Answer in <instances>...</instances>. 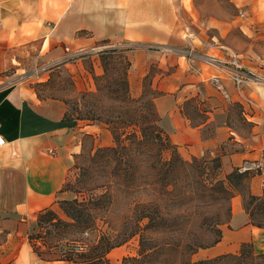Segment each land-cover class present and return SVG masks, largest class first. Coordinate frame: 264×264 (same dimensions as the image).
Listing matches in <instances>:
<instances>
[{
	"label": "crops",
	"instance_id": "1",
	"mask_svg": "<svg viewBox=\"0 0 264 264\" xmlns=\"http://www.w3.org/2000/svg\"><path fill=\"white\" fill-rule=\"evenodd\" d=\"M183 1L0 0V264H67L62 241L36 237L37 218L46 211L61 218L58 202L72 158L83 139L100 131L97 122L65 120L63 100L40 95L39 77L22 75L21 55L30 44L41 69L59 62L86 93L102 74L98 57L68 59L102 45H131L128 93L139 96L149 75L156 125L179 158H216L222 177L246 171L245 196L264 201V87L236 88L218 68L184 55L192 46L177 15ZM239 1L232 5L245 15ZM253 5L250 24L263 30L264 0ZM228 206L220 240L197 250L194 260L235 254L245 243L264 256V228L250 222L243 195L235 192Z\"/></svg>",
	"mask_w": 264,
	"mask_h": 264
},
{
	"label": "rangeland",
	"instance_id": "2",
	"mask_svg": "<svg viewBox=\"0 0 264 264\" xmlns=\"http://www.w3.org/2000/svg\"><path fill=\"white\" fill-rule=\"evenodd\" d=\"M235 0H185L183 6L177 8L181 30L190 47L185 50L192 53H205V56H213L218 52L209 47H223L236 56L242 71L246 75L244 84L253 83L264 87V29L252 27L255 17L254 3L257 0H240L244 4V19L236 18L237 12L232 5ZM248 23L250 26H243ZM30 48L21 55L25 69L23 76H33L32 81H38L37 90L44 97L62 99L65 105L66 117L69 120L85 116L87 111L93 116H98L102 125L100 131L87 139H83L81 148L72 158L67 178L61 191L58 208L60 216L54 215L55 220L47 214H42L38 224V238H46L50 243L62 241L66 249V257L79 261L85 256H77L68 251V247L80 239L82 233H87L88 253L96 252L98 246L107 249L105 258L109 264H121L124 258H134L138 253L139 235L144 234L152 237L156 242L162 239L180 240V245L190 244L196 238L199 243H210L214 238V228L224 224L229 215V201L227 195L217 192L215 187L207 190L200 187L189 177L182 182H170L172 187L168 188L170 193L165 195L158 186H151L153 179L149 164L156 159V146L129 147L125 151L118 150L116 154L99 151L105 147H113L111 124L102 123L105 119L113 121L116 114L112 111L116 105L124 106L118 102L115 96L121 97L120 83L127 71L128 53L120 46L102 45L99 48L88 49L77 53L71 60L90 59L91 56L98 57L101 71L104 76L101 80L92 78V83L100 89L94 96H85L86 92L77 91L78 81L67 69L54 63L47 68L41 69V64L32 57L34 50ZM209 46V47H208ZM32 49V50H31ZM103 49H115L117 52L110 55L109 59L99 58V51ZM219 57V56H218ZM33 58V59H30ZM60 66V67H59ZM58 67V68H57ZM51 70V72H47ZM34 71L37 75H34ZM44 72V73H43ZM39 74V75H38ZM41 76V77H40ZM148 76L141 83L139 90V102L127 105L124 109L128 112L122 113L121 118L139 116L146 112L145 103L149 100L147 90ZM43 79V81H42ZM101 87L103 88L101 90ZM113 90H118L113 94ZM94 91V90H93ZM95 97V98H93ZM134 109H138L133 113ZM234 115L238 118L237 110ZM95 123V122H92ZM128 126V127H127ZM125 132L130 133L136 128L127 125ZM110 145L104 146L109 138ZM100 144V148L95 146ZM167 158V153L162 154ZM197 164L205 167L217 166L214 172L216 178H222L219 171V162L216 158H195ZM216 159L211 165L210 161ZM190 161V160H189ZM207 173L204 171L203 174ZM204 176V175H203ZM214 182H211L213 185ZM174 184V185H173ZM243 195V207L247 208L249 219L252 224L264 227V208L261 201L250 202L245 197V187L238 189ZM170 198L174 203L169 204L171 222L177 225L181 232L170 233H147L143 231L145 220H138L140 207L148 206L149 203L158 199ZM65 203L69 204L64 205ZM65 209L74 219L68 218ZM161 212V211H160ZM51 220V221H47ZM213 228V229H212ZM70 253V254H69ZM191 262H196L192 256Z\"/></svg>",
	"mask_w": 264,
	"mask_h": 264
},
{
	"label": "trees",
	"instance_id": "3",
	"mask_svg": "<svg viewBox=\"0 0 264 264\" xmlns=\"http://www.w3.org/2000/svg\"><path fill=\"white\" fill-rule=\"evenodd\" d=\"M127 51V50H125ZM117 52L115 49H103L99 51V58L109 59L110 55ZM128 62L126 63L125 71L128 69ZM104 70L102 71L101 76L94 78L95 80H101V77L104 76ZM127 74V73H126ZM120 91H122L121 97L115 96V99L118 102L124 104V106L116 105L112 111L116 114L113 117V121L105 119L102 123L111 124V132L114 146L105 147L99 151L109 152L116 154V151L119 150L125 151L129 147H142V146H156V159L149 164V170L152 172L153 179L151 181V186H158L162 193L165 195L170 193L168 188L172 187L170 182L176 184V182H182L184 179L189 177V171L192 172V179L200 187V189L207 190L209 187H215L217 192L227 195V200L232 197V195L237 192L238 189H241L245 186V179L247 178L246 171H241L240 169H234L228 175L223 176L221 179L216 178L217 174H208L211 170L215 171L217 166L205 167L201 164H197L196 159H191L190 161H183L177 155L175 148L171 146L165 135L159 130L156 125L155 114L152 109L151 98L152 95L149 92V100L145 103L147 109L144 115L139 116L138 119L134 117H127L122 119V113L128 112V109H124L127 105L137 104L139 98H132L128 93V86L126 76H124L122 82L120 83ZM103 88L101 87V90ZM100 89L96 88L93 92H87L82 94L85 96H94L99 92ZM118 90H113V94H117ZM95 98V97H93ZM127 104V105H126ZM138 109H134V112H137ZM67 120L66 113L64 116ZM74 120L85 121V122H97L101 123V120L98 116H93L90 111L85 113V116L79 117ZM136 124H139V127L136 128ZM129 126L136 128L137 130H131L130 133H126L125 129ZM127 126V127H126ZM167 153V158H163L162 154ZM216 159L210 161L213 165ZM204 171L207 173L203 174ZM204 175V176H203ZM211 182H214L213 185ZM173 184V185H174ZM250 202L252 201H261L264 208V201L257 197L245 196ZM172 199L164 198L158 199L155 202H151L148 206L140 207L138 220H145L146 223L143 226V231L147 233H164V235L181 232V229L176 228L177 225L171 222L170 213L168 209L172 206ZM171 204V206L169 205ZM64 205H68L65 203ZM245 210L248 212L247 208ZM161 211V212H160ZM64 214L71 220L74 217L69 214L65 209H63ZM250 213V212H249ZM43 214H47L51 217V220H55L54 215L50 211H46ZM42 215V214H41ZM38 216L37 225L40 222ZM47 220V221H51ZM253 226L257 228H264L259 225ZM213 229V228H212ZM215 238L207 244L199 243L196 238L192 239L190 244L180 245V240L176 239L175 243H172V240L169 237L162 239L160 242H156L152 237L148 235L141 234L138 239V253L134 258H124L121 264H264V256L256 255L253 253L252 246L249 243L242 244L239 250L235 254H228L215 257L209 260H202L191 262L190 257L199 249H204L211 247L220 240V231L219 229L214 228ZM96 254L88 253V250L84 254L77 256H85L79 261L72 259L70 257L64 256V260L67 264H109L105 255L107 249H102L98 246ZM70 254V253H69ZM72 254V253H71ZM66 255V254H65Z\"/></svg>",
	"mask_w": 264,
	"mask_h": 264
},
{
	"label": "built area",
	"instance_id": "4",
	"mask_svg": "<svg viewBox=\"0 0 264 264\" xmlns=\"http://www.w3.org/2000/svg\"><path fill=\"white\" fill-rule=\"evenodd\" d=\"M237 17L240 19L243 18L244 17V11H238ZM119 46L122 47V49L127 50V51L132 49L131 45L122 44ZM209 48L216 49L218 52H220L221 53L220 57H218L216 55H213V56H205L204 55L203 56V55H199L196 53H192V51H188V50L184 51V55L187 58H195V59H198V60L206 63L207 65L214 66V67L218 68L224 74L227 75V77L231 80V82L233 83V85L236 88H240L244 84V81L246 79V75L242 71L236 56L233 55L228 49L223 48V47H217V48L209 47ZM75 56H76V54H74L68 60L73 59ZM36 74H37V72L34 71V75H36ZM27 77H30V76L28 75ZM1 144H2V140L0 139V145ZM86 239H87V233L84 232L81 234L80 239L78 241L73 242L68 247V251L74 255H80V254L86 253L88 250Z\"/></svg>",
	"mask_w": 264,
	"mask_h": 264
}]
</instances>
